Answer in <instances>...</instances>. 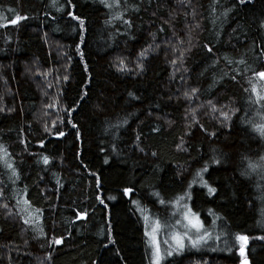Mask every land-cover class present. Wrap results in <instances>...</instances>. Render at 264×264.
Here are the masks:
<instances>
[{
    "label": "trees",
    "instance_id": "16d2710c",
    "mask_svg": "<svg viewBox=\"0 0 264 264\" xmlns=\"http://www.w3.org/2000/svg\"><path fill=\"white\" fill-rule=\"evenodd\" d=\"M17 14L26 19L12 25ZM262 23L264 0H120L112 9L100 0H0V146L17 173L0 162V264H151L143 216L174 223L176 211L152 193L168 202L185 190L221 239L162 264H241L236 234L249 237V264H264V179L241 175L264 156L248 123L264 113L251 94L255 84L264 95L254 75L264 71ZM119 59L133 71H118ZM205 165L212 195L198 181L188 189Z\"/></svg>",
    "mask_w": 264,
    "mask_h": 264
},
{
    "label": "snow or ice",
    "instance_id": "6c2138e0",
    "mask_svg": "<svg viewBox=\"0 0 264 264\" xmlns=\"http://www.w3.org/2000/svg\"><path fill=\"white\" fill-rule=\"evenodd\" d=\"M253 0H239V4H249L252 3ZM100 3L104 5V7L112 9L114 7L118 8L120 7V0H113L112 3H109L108 0H100ZM60 10V9H57ZM9 11H12L11 9ZM69 16L72 17L73 20H79V24L81 26V31H83V26H84V20L80 19L76 15H74L72 12L68 13ZM26 19V17H22L20 15H16L14 19L10 21L12 25L17 24L20 20ZM113 19H122L121 15H116L113 17ZM125 24L129 25L131 27V22L128 20L123 21ZM7 25L5 24H0V27H5ZM261 27H264V23L261 24ZM163 31V29H160ZM154 35V34H153ZM205 48L209 53H212L213 49L207 45H205ZM153 50L151 46L149 48L142 49L141 52L139 53L138 56V62L135 64V69H136V74L139 75L144 71L143 68V63L142 61L146 58V54L150 51ZM173 51H176V48H173ZM183 56L184 52L181 51L179 54V57L177 58L180 61V64H183ZM171 63L175 65L177 63V60H172ZM231 63V61H229ZM238 64L244 63L243 60L237 61ZM117 70L120 72L128 73L132 72L133 69L129 67L124 59H119V63L117 66ZM254 75L259 78L260 81H264V71H259L255 72ZM65 80L68 79L67 76L64 77ZM235 79V77H233ZM251 83V81H250ZM262 88H264V85H262ZM198 92V89L192 88L190 91H185L184 92V98L191 101L193 96L196 95ZM251 94L255 96V100L252 101L253 103L256 104H261V108H264V104L261 102H264V95L260 94L258 92L257 87L255 84H252L251 87ZM131 95V93L129 94ZM83 98V97H81ZM208 104L211 106V111L212 112H217L219 111L220 117L223 118L224 122H227L231 119V115L229 114V111H224V110H219L215 107V105L212 104L211 101H208ZM3 108H0V111H3ZM197 109L192 108L191 109V122L193 124L198 123L196 120V113ZM71 114V111H69V115ZM257 116L259 117L260 122L259 123H253L251 120L248 121V123L251 126V130L254 133H257L260 138L264 139V113H257ZM126 122V121H125ZM55 124V122H54ZM73 127H76L75 124H73ZM158 130V129H157ZM201 131H205L203 129V126H200ZM44 131L47 133L49 132V128L46 126ZM190 133H186V135H189ZM59 137H63L65 133L63 131H60L57 133ZM210 135H215V133H211ZM139 139V137H137ZM183 140L181 142V145H177V147L181 151H186L182 147ZM41 147L44 146L43 142H41ZM9 153L7 152L6 149L3 148V146H0V162L3 163L4 167L7 169L11 170L12 176H17L16 170L13 166L12 163L8 162V157ZM153 156L156 155V153H152ZM42 162L45 165L49 164V157L48 156H43L42 157ZM107 163V161H105ZM212 163L214 164H220L221 161L215 157H213ZM208 166L205 165L202 167L199 171L194 173V179L189 182L188 184V189H191L193 184L196 183L197 181L199 182L200 186L203 188L207 189V192L209 195H212L216 193L217 189L214 187L209 186L206 180L203 179V173L208 172ZM252 173H257L261 175L262 179H264V156H261L257 161H251L249 160L247 163L246 168L244 171L241 173V175L248 176ZM94 175V173H93ZM134 191L133 188L131 187H126L123 189V196H129L130 193ZM153 196L158 198V201L161 205H166L169 204L173 209H176L172 213V216L174 219V223H170L169 221H161L158 218L155 219H150L148 215L143 216V220L145 222V232L144 236L147 237L146 243L148 246L151 248V254H152V259H151V264H162V262L165 260L167 257H174V256H181L186 248L190 247L191 249H197L202 245L208 244L209 240H220L221 235H215L213 236V233L209 231L207 228H205L203 221H201L199 214L196 212H193L192 208L188 206L187 200L192 199L191 192L188 190H185L183 194L177 195L175 198H173L171 201L166 202L164 199L159 198V193H152ZM111 200H114L116 197L115 196H110L108 197ZM97 199L100 200L101 204H104V200L101 199L99 196ZM19 203V201H18ZM25 204L28 203L27 200L24 201ZM133 203H137V201H133ZM5 208L7 205H3ZM107 207V205H105ZM142 212L144 211L143 209H140ZM209 214H213L211 209L209 210ZM79 215V214H78ZM178 217V218H177ZM219 219V217H217ZM25 223H28L27 220H25ZM213 228L215 227V220L212 222ZM182 229V231L178 230ZM42 232V230H41ZM164 232L167 236L166 239L161 240L160 234ZM235 241L239 243V255L242 258L241 259V264H249V260L246 254V248L248 245L249 237L247 235L243 234H236L234 237ZM257 239H264V237H257ZM51 244L54 245H61L63 243L62 238H55L50 242ZM226 247H227V240L225 241ZM162 245L164 247H162ZM230 251L231 249L228 248ZM215 251V249H213ZM169 264H172V262H169Z\"/></svg>",
    "mask_w": 264,
    "mask_h": 264
},
{
    "label": "rangeland",
    "instance_id": "374dc122",
    "mask_svg": "<svg viewBox=\"0 0 264 264\" xmlns=\"http://www.w3.org/2000/svg\"><path fill=\"white\" fill-rule=\"evenodd\" d=\"M178 230H180V231H182V229H178ZM161 240H163V239H166L167 238V236H166V234L164 233V232H162L161 234H160V237H159ZM162 247H164L163 245H162ZM150 252H151V248H150ZM151 256H152V254H151Z\"/></svg>",
    "mask_w": 264,
    "mask_h": 264
},
{
    "label": "water",
    "instance_id": "95a60500",
    "mask_svg": "<svg viewBox=\"0 0 264 264\" xmlns=\"http://www.w3.org/2000/svg\"><path fill=\"white\" fill-rule=\"evenodd\" d=\"M85 218V214L84 213H80L77 217V220H82Z\"/></svg>",
    "mask_w": 264,
    "mask_h": 264
}]
</instances>
